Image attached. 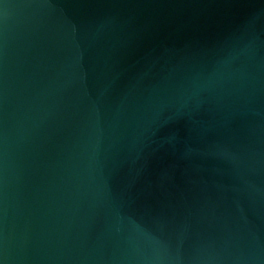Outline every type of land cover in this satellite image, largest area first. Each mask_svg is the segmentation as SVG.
<instances>
[{
	"label": "water",
	"instance_id": "95a60500",
	"mask_svg": "<svg viewBox=\"0 0 264 264\" xmlns=\"http://www.w3.org/2000/svg\"><path fill=\"white\" fill-rule=\"evenodd\" d=\"M0 264H264V0H0Z\"/></svg>",
	"mask_w": 264,
	"mask_h": 264
}]
</instances>
